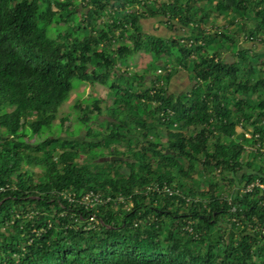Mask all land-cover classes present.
Returning <instances> with one entry per match:
<instances>
[{"label": "trees", "instance_id": "1", "mask_svg": "<svg viewBox=\"0 0 264 264\" xmlns=\"http://www.w3.org/2000/svg\"><path fill=\"white\" fill-rule=\"evenodd\" d=\"M240 34L264 46V0H0V264H264V49ZM74 79L112 101L58 136Z\"/></svg>", "mask_w": 264, "mask_h": 264}, {"label": "rangeland", "instance_id": "2", "mask_svg": "<svg viewBox=\"0 0 264 264\" xmlns=\"http://www.w3.org/2000/svg\"><path fill=\"white\" fill-rule=\"evenodd\" d=\"M83 2L80 3L79 8H82ZM216 21L211 22L208 24V27L215 28H222L228 30V28L231 27L229 23L224 22L223 15L216 17ZM143 27L146 31L155 33V34H163V35H170L172 34V31H175L174 28L170 29L167 24L160 21V18L158 17H151V18H143L142 19ZM177 33L182 34V28H176ZM240 39L243 40V43L246 45H251L254 50L261 51L264 49V46L260 43H254L253 41H245V35L240 34ZM225 56L229 57L230 53H224ZM151 59V54L145 52V51H139L135 53L131 58L129 59V65L122 64L120 65L121 69H129L133 71H140L142 68L146 66L148 61ZM165 70L163 68H158V72H164ZM150 76H146V82L150 81ZM74 84L78 85L75 86V88L72 90L71 95L69 99H67L59 108L58 111V117L55 119V124L53 126V134H56L58 136H69L71 130H76L77 126H79L78 134L77 136H83L86 133L85 125L80 124L78 119L76 118V110L74 108L75 102L83 101V98H103L102 106L106 105V103H109L112 101V98L108 95L109 91V84H101V83H89V82H81L77 79L73 80ZM190 81L188 79V74L185 69H180L178 72H176L171 79L169 83V89L172 92H180L182 90H186L190 86ZM67 116V117H66ZM105 114H102L100 116V121L103 120ZM63 117H66V119L62 120ZM62 123V124H61ZM61 125V129H59ZM95 127H102L101 123L98 122V119L93 124ZM239 130L242 128L239 126ZM42 136H34L32 137V140L43 138V136L47 134H51L48 129L41 130ZM121 148H125L124 146H121ZM110 157H112L110 155ZM36 169V167H35Z\"/></svg>", "mask_w": 264, "mask_h": 264}, {"label": "built area", "instance_id": "3", "mask_svg": "<svg viewBox=\"0 0 264 264\" xmlns=\"http://www.w3.org/2000/svg\"><path fill=\"white\" fill-rule=\"evenodd\" d=\"M255 186L260 187L261 188V192L264 195V182H262L259 179H256L255 181L249 183L246 186V191L247 190H252ZM119 198L121 200H123L122 196H120ZM70 199L73 200L72 197H70ZM79 201L81 203L85 204V206H87V207H93L96 204H98V203H100V202H102L104 200L99 194H97V193H95L93 191H87L83 196L80 197ZM90 219L93 220L94 216L92 215Z\"/></svg>", "mask_w": 264, "mask_h": 264}, {"label": "crops", "instance_id": "4", "mask_svg": "<svg viewBox=\"0 0 264 264\" xmlns=\"http://www.w3.org/2000/svg\"><path fill=\"white\" fill-rule=\"evenodd\" d=\"M242 128V127H241Z\"/></svg>", "mask_w": 264, "mask_h": 264}]
</instances>
